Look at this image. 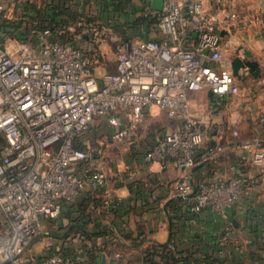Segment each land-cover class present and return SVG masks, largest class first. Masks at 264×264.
Here are the masks:
<instances>
[{
  "label": "built area",
  "instance_id": "1",
  "mask_svg": "<svg viewBox=\"0 0 264 264\" xmlns=\"http://www.w3.org/2000/svg\"><path fill=\"white\" fill-rule=\"evenodd\" d=\"M24 2L16 17L27 27L24 36L2 35L0 43V264L32 261L36 239L45 249L42 264H92L80 234L65 236L78 240L76 248L67 239L55 245L40 236L68 227L67 213L88 192H101L107 210L122 207V200L107 195L108 176L97 163L89 130L99 125L95 136L127 144L151 107L163 111L172 126L158 134L143 160L175 167L170 189L184 209L225 216L254 186L255 178L233 169L225 178H193L208 126L193 117L189 95L208 90L221 99L240 92L217 22L198 0H161L160 8L139 0V16L159 35L121 36L113 68L100 78L95 42L102 24L67 18L73 39L66 41L52 29L28 24ZM218 149L210 147L209 155ZM244 149L264 174V141Z\"/></svg>",
  "mask_w": 264,
  "mask_h": 264
},
{
  "label": "crops",
  "instance_id": "2",
  "mask_svg": "<svg viewBox=\"0 0 264 264\" xmlns=\"http://www.w3.org/2000/svg\"><path fill=\"white\" fill-rule=\"evenodd\" d=\"M51 1L79 13L84 12L87 4L94 1L99 12L102 3L101 0ZM128 1L132 6H137L139 2ZM198 1L204 12L215 18L223 50L231 58L242 57L245 49L251 52L250 60L258 63L260 76L253 78L245 73L244 79H237L240 92L236 96L217 99L208 90L189 95L193 117L208 126V134L198 149L200 163L192 171L193 178L195 181L225 178L237 170L245 177L255 178L256 182L253 187L245 190L225 216L209 210L190 218L183 217L181 213L175 214L170 206L176 197L170 187L177 177V170L172 164L162 169L157 162L143 160V153L151 147L159 133L171 128L172 123L163 111L149 108L142 121H149L152 126L161 128L160 132L155 135L149 132L141 143L136 137V131L131 133L132 137H129L127 144L118 143L125 148L131 146L134 154L127 155L120 169L107 181V195L122 200L123 207L114 213L108 212L103 205L98 207L95 213L99 214L101 225L97 229L87 219V230L108 228L114 236L85 239L88 249L94 245L104 248L98 252L100 257L97 264H102L103 255L106 258L105 264L111 261L108 260L107 250H111L112 245L122 243L123 234L135 237L136 242L142 246L151 243L168 244L175 237L173 241L179 247L200 248V251L209 253L214 249L217 253L229 248L234 254L245 253L250 257L257 249L261 257L259 262L264 263V174L252 166L249 151L244 149L245 145L255 140L264 141V0ZM231 14H235L233 19L230 18ZM145 31L152 39L159 35L156 30ZM113 64L114 60L111 65L101 60L95 68L98 78L111 70ZM121 121L123 125L125 118ZM98 126H94V131ZM234 130L238 135H233ZM216 146L219 149L209 155L208 149ZM100 157L96 155L99 165ZM69 213L73 216L78 214L76 205ZM72 223L68 217L67 224Z\"/></svg>",
  "mask_w": 264,
  "mask_h": 264
},
{
  "label": "trees",
  "instance_id": "3",
  "mask_svg": "<svg viewBox=\"0 0 264 264\" xmlns=\"http://www.w3.org/2000/svg\"><path fill=\"white\" fill-rule=\"evenodd\" d=\"M101 8L97 14H91L86 12H75L70 8H66L64 6L56 5L51 0H35L34 2H30V0H26L24 2V14L28 17V24L31 26H35L37 28L42 29H52L54 34L60 39L71 41L73 39L72 33L67 31V27L69 26L68 19L70 21L77 22L79 19H85L88 22L98 20L100 18L99 14L108 15L111 17L113 14L116 15L117 12L125 11L124 8L126 4L129 3L128 0H101ZM134 8L138 11V7L134 6ZM4 13H0V43L3 40L2 35H15L24 36V30H27V27L21 20H11L3 16ZM113 15V16H114ZM68 18V19H67ZM101 24H99L100 26ZM152 22L147 21L141 16H137L133 21V26L140 27L145 30H151ZM62 33H59L60 31ZM21 33V34H20ZM142 38L149 39L147 34H142ZM101 192H88L84 198L76 203L78 214L73 216L72 213H67V216L70 219V222L79 224L80 227H74L69 232L70 234H80L85 239H89L94 236H107L108 238H114L112 232L108 228H104L99 231H89L87 230V219H90L91 222L94 223L95 229L99 228L101 225L100 216L98 213H95V210L102 206L103 198ZM123 207V206H122ZM108 210V212L114 213L116 211H120L121 208ZM170 208L174 211L175 214L181 213L182 216L194 217L195 214L189 212L186 208L184 209L180 204V199L176 198V200L172 201V205ZM93 212V213H92ZM68 236V235H67ZM175 237L172 238V242L170 241L168 244H156L151 243L146 246H142L136 242L135 237L130 234H123L122 240H130L131 246L142 248V259L145 263L148 264H159L156 261V258L162 262V264H189L190 261H194L197 264H222V258L220 256H216V249H214L211 253L208 251H202V258L196 257L194 252L197 250H193L190 247H179L173 241ZM66 239V237H65ZM140 241H142L140 239ZM123 243V242H122ZM104 248H99L97 245L92 246L88 249L89 258L88 261L92 264L98 263V258L100 254L99 251H103ZM218 251H221L218 249ZM231 254L232 251L230 252ZM195 258H194V257ZM250 257H252L254 263L261 260L257 249L251 253Z\"/></svg>",
  "mask_w": 264,
  "mask_h": 264
},
{
  "label": "rangeland",
  "instance_id": "4",
  "mask_svg": "<svg viewBox=\"0 0 264 264\" xmlns=\"http://www.w3.org/2000/svg\"><path fill=\"white\" fill-rule=\"evenodd\" d=\"M25 0H1L0 2V13H4L3 16L10 18L11 20H16V17L22 14L20 10L21 5ZM35 0H30V2H34ZM133 4H126L124 8L125 11L117 12L116 15H112L109 17L108 15L99 14L102 20H97L100 22V35L96 37V47L99 50V53L102 57L103 62L107 64L112 63L115 57V47L117 46L118 41L121 36H132V37H141L142 34H146L145 30L140 27L133 26V21L137 16H139V11H137ZM21 12V13H20ZM24 12V11H23ZM86 13L97 14L98 7L96 2H89L85 7ZM149 38H151L149 36ZM153 38V37H152ZM151 38V39H152ZM149 118V117H146ZM148 122V123H146ZM94 126L89 130V132L93 135V140L95 142L94 149L96 152L101 155L99 158L100 167L103 171L106 172L108 178L114 176V172L120 169V165L122 166L124 159L127 155H133L134 152L132 147H124V145L117 144L111 141L108 136H95ZM159 127L152 126L149 121H142L137 128L136 137L137 139L143 143L145 141V136L147 137L149 132H153V134H157L160 132ZM2 138L0 137V143ZM123 168V167H121ZM123 170V169H122ZM66 227L52 229L50 232L57 235L58 237L51 238L49 241L55 245H63L65 240L67 239V243L71 244L72 248H76L79 245L78 240H76L73 236H69L65 239L60 236L65 231ZM130 240H124L123 243H118L116 245H112L111 250H107L108 264H148L145 263L142 259V248L131 246ZM42 242L39 239L34 241L33 247V259L30 262L25 264H42L43 255H45V249L42 247ZM193 250H197L195 255L198 258H202V251L200 248H196ZM109 251V252H108ZM216 256H220L222 260V264H262L261 262L253 261L252 257H249V254L245 253H235L231 254L229 248H225L221 252H217ZM194 257V256H193ZM195 258V257H194ZM156 261L159 264L162 262L159 258H156ZM218 263V261H216ZM216 263V264H217ZM181 264V263H178ZM189 264H197L193 260L189 262ZM215 264V263H214ZM264 264V263H263Z\"/></svg>",
  "mask_w": 264,
  "mask_h": 264
},
{
  "label": "water",
  "instance_id": "5",
  "mask_svg": "<svg viewBox=\"0 0 264 264\" xmlns=\"http://www.w3.org/2000/svg\"><path fill=\"white\" fill-rule=\"evenodd\" d=\"M161 3H162L161 0H152L151 5L153 8H160ZM242 54H243L242 57L235 56V57L231 58L230 67H231L232 75L235 76L237 79H244L245 73H248L253 78H258L260 76L259 66H258V63L256 61L250 60V58L252 57L251 52H249L248 50L245 49L242 51ZM196 167H198V165H196L193 168V170ZM233 223H234V221H233ZM74 227L82 228L79 224L72 223L65 229V231L63 232V234L60 237L64 238L68 234V232ZM41 237L54 238V237H58V236L53 234V233H45V234L41 235L40 238ZM105 261H106V258H105V255H103L102 256V264H105Z\"/></svg>",
  "mask_w": 264,
  "mask_h": 264
}]
</instances>
